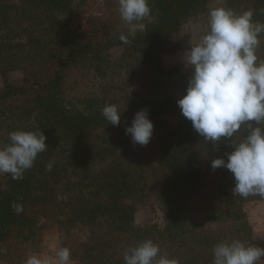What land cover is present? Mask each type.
Segmentation results:
<instances>
[{"label":"trees","instance_id":"obj_1","mask_svg":"<svg viewBox=\"0 0 264 264\" xmlns=\"http://www.w3.org/2000/svg\"><path fill=\"white\" fill-rule=\"evenodd\" d=\"M99 1L119 8L118 0H0V144L13 131L40 130L48 146L23 179L0 175V264L40 254L43 230L51 228L64 233L79 264H124L126 250L146 239L180 264H213L222 241L264 247L244 209L264 197L233 195V174L211 167L232 151L229 140L217 151L193 129L177 103L191 71L162 61L180 47L174 39L185 25L207 26L209 9H251L264 23V0H149L144 29L127 44L119 36L131 28L120 32L108 17L87 16ZM260 41L264 60V34ZM16 71L23 74L17 82L9 79ZM89 78L97 79V93L72 96ZM111 104L122 114L119 126L102 116ZM142 109L154 123L146 146L125 134ZM170 115L172 124L162 119ZM145 205L163 214L162 224L136 223Z\"/></svg>","mask_w":264,"mask_h":264},{"label":"clouds","instance_id":"obj_2","mask_svg":"<svg viewBox=\"0 0 264 264\" xmlns=\"http://www.w3.org/2000/svg\"><path fill=\"white\" fill-rule=\"evenodd\" d=\"M119 14L130 31L119 39L129 43L143 21L150 15L149 0H118ZM264 13V9L261 10ZM251 9L237 13L227 7L208 12V30L199 41L190 43L183 61L191 74L186 94L177 103L182 115L205 143L216 147L222 138L229 140L232 151L211 161V167H224L234 176L233 195L264 197V60L258 55L264 23L253 20ZM102 116L112 126H119L122 114L115 104L105 105ZM154 131L148 110L138 111L125 134L134 144L146 146ZM43 131H13L9 143L0 144V175L23 179L38 154L48 146ZM53 162L47 165L51 171ZM17 213L23 205L13 203ZM213 264H258L264 258V247L238 239L222 241L213 248ZM25 264H71V250L61 247L55 257L33 253ZM124 264H180L179 259L161 254L151 239L138 242L124 253Z\"/></svg>","mask_w":264,"mask_h":264},{"label":"rangeland","instance_id":"obj_3","mask_svg":"<svg viewBox=\"0 0 264 264\" xmlns=\"http://www.w3.org/2000/svg\"><path fill=\"white\" fill-rule=\"evenodd\" d=\"M119 8L113 7L108 9L103 5L102 1L96 2L91 8L86 12L87 16H100L108 17L111 24L120 32H125L127 29L131 28L132 25H128L120 16ZM208 26V24H207ZM207 26H202L200 22L193 21L188 23L183 27L179 36L174 39V41L180 46L174 52L165 53L162 56V61L165 68L170 69L173 66L185 67L183 61V53L190 47V43L195 44L199 41L201 35L208 30ZM74 28H78L79 32L83 31L85 26L82 24H75ZM120 49L115 48L111 51L113 58L117 59L120 55ZM23 77L22 72L16 71L9 74V79L12 81H19ZM90 83L78 89L72 96L84 97L91 94L97 93V79L89 78ZM4 86V78L0 74V88ZM165 122L170 124L175 122L173 116H164L162 118ZM248 221L252 227L253 236L256 240L264 239V199L261 201H252L245 204L244 207ZM164 221L163 214L154 209L151 206L145 205L140 207L136 213V223L145 224L151 222H157L162 224ZM44 235L41 240V253L44 256L55 257L56 251L61 247H68L69 244L65 241L66 237L64 233L58 229L51 228L45 229ZM71 264H79L71 259Z\"/></svg>","mask_w":264,"mask_h":264}]
</instances>
